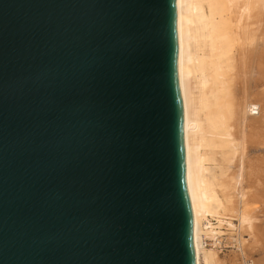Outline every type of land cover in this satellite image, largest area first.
<instances>
[{"label": "water", "instance_id": "water-1", "mask_svg": "<svg viewBox=\"0 0 264 264\" xmlns=\"http://www.w3.org/2000/svg\"><path fill=\"white\" fill-rule=\"evenodd\" d=\"M179 0H0V264H197Z\"/></svg>", "mask_w": 264, "mask_h": 264}, {"label": "bare ground", "instance_id": "bare-ground-1", "mask_svg": "<svg viewBox=\"0 0 264 264\" xmlns=\"http://www.w3.org/2000/svg\"><path fill=\"white\" fill-rule=\"evenodd\" d=\"M179 36L197 264H264V0H179Z\"/></svg>", "mask_w": 264, "mask_h": 264}, {"label": "rangeland", "instance_id": "rangeland-1", "mask_svg": "<svg viewBox=\"0 0 264 264\" xmlns=\"http://www.w3.org/2000/svg\"><path fill=\"white\" fill-rule=\"evenodd\" d=\"M259 73H258V70H257V75H258ZM251 145V144H250ZM254 144H252V146H250L249 147V149H247V152H246V156H249V157H251V156H253V154H254V156H258L259 154H260V157H262V156H264V147H263V145L264 144H261V143H259V145H254ZM262 146V147H261ZM255 147H257V148H255ZM261 147V148H260ZM252 148V149H251ZM255 148V149H254ZM259 151V152H258ZM254 152V153H253ZM260 152H262V156H261V153ZM248 153H251V154H249L248 155ZM259 153V154H258ZM251 155V156H250ZM245 156V157H246ZM230 166V164L229 165H227V167H229ZM240 169V168H239ZM247 187V186H246ZM235 197H237L236 195H235ZM237 199V198H236ZM263 218V214H262V212H258L257 214H256V218ZM242 238H243V241H244V239H246V236L244 235V236H242ZM230 246V245H229ZM234 251H236V250H231V251H222V252H220L219 251V254H220V256H221V258H223L224 260H227V262H229V261H231V257L234 255Z\"/></svg>", "mask_w": 264, "mask_h": 264}]
</instances>
